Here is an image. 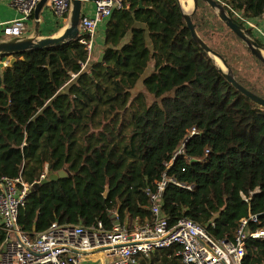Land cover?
<instances>
[{
    "label": "trees",
    "instance_id": "1",
    "mask_svg": "<svg viewBox=\"0 0 264 264\" xmlns=\"http://www.w3.org/2000/svg\"><path fill=\"white\" fill-rule=\"evenodd\" d=\"M225 4L243 29L234 13L264 16V0ZM192 20L237 82L264 98V63L203 1ZM0 57L16 59L0 73V183L29 184L19 226L31 237L56 222L111 230L116 220L128 227L150 220L146 191L165 179L193 186L169 182L162 212L172 225L187 218L230 243L242 220L247 232L264 230V109L227 83L193 39L178 0H129L106 23L100 59L92 55L84 69L79 38ZM61 171L67 177L41 184ZM5 239L0 224V247ZM177 250L138 264H180ZM242 264H264V240H247Z\"/></svg>",
    "mask_w": 264,
    "mask_h": 264
},
{
    "label": "built area",
    "instance_id": "2",
    "mask_svg": "<svg viewBox=\"0 0 264 264\" xmlns=\"http://www.w3.org/2000/svg\"><path fill=\"white\" fill-rule=\"evenodd\" d=\"M40 2L11 0L19 18L3 27L1 35L4 39L27 35L28 23ZM47 5L60 20L68 21L71 0H48ZM94 8V14L83 16L80 22L79 43L88 52V61L82 65L83 69L93 55L98 27L115 11L128 9L129 0H95ZM234 16L264 43V29L258 22L244 19L237 13ZM9 64L10 60L0 57V66L5 68ZM169 182L193 190V186L168 179L159 183L154 191L147 190L150 220L140 222L137 219L131 227L122 226L116 220L111 230L106 229L102 222L91 227L56 222L47 231L31 237L19 226V213L26 204L30 186L22 178H3L0 183V221L6 239L0 247V264H88L98 261H105L104 264H138L140 256L148 258L157 250L172 247L178 248L176 254L180 264H242L247 240H264V230L251 233L245 230L247 220H242L235 243L217 240L204 227L187 218L172 225L162 212ZM251 220L257 221L254 217ZM99 254L102 257H96Z\"/></svg>",
    "mask_w": 264,
    "mask_h": 264
},
{
    "label": "water",
    "instance_id": "3",
    "mask_svg": "<svg viewBox=\"0 0 264 264\" xmlns=\"http://www.w3.org/2000/svg\"><path fill=\"white\" fill-rule=\"evenodd\" d=\"M84 1L85 0H71V10L68 18L67 27L62 29L58 34L54 36L44 37L41 35L40 32V15L42 10L47 5L48 0H41V2L38 4L34 11V32L30 35H25L20 38L0 39V56L4 55L13 57L14 55L34 50L56 49L77 40L80 35V22L83 18ZM185 1L186 3H188L189 0ZM200 1H203L207 6H209L214 11L218 19L224 24V26L240 39L241 43L250 51L251 55L256 57L262 63H264V50L260 47L258 42L247 33L245 29H243L241 26H239L236 22L233 21V19L226 10V6L219 0H193L194 8L189 14L183 12L182 4L180 0H178L183 17L186 21V25L189 28L193 39L213 59L215 65L223 74L227 83L231 84L243 96L248 98L254 105L264 109V98L255 95L254 93L250 92L242 85H240L237 82L235 76L233 75L231 68L227 65L226 60L221 55L213 51L197 33L192 17L197 11ZM215 57H217L222 62L225 71L222 70L216 63ZM15 60V58L10 59V66L14 64ZM65 177H67V173L65 171H61L58 174H54L53 172H51L49 178H44L41 184L57 181ZM108 192L109 191L107 190L104 195L105 199L108 196Z\"/></svg>",
    "mask_w": 264,
    "mask_h": 264
},
{
    "label": "crops",
    "instance_id": "4",
    "mask_svg": "<svg viewBox=\"0 0 264 264\" xmlns=\"http://www.w3.org/2000/svg\"><path fill=\"white\" fill-rule=\"evenodd\" d=\"M94 2L95 0H85L84 1L83 16H92L94 14V10H95ZM18 18H19V14L16 11V9L11 6V0H0V39H4V37L1 35V30L3 29V27L14 22ZM107 21L108 20H105L102 24H100L96 32L95 41H94L95 47H94V52H93L95 60H99L102 54L105 27H106ZM256 22H258V24L264 29V16L258 19ZM59 23H61L60 19L57 16H55L51 8L48 5L45 6V8L42 10L41 15H40L41 35L44 37L54 36L58 34L62 29L67 27L66 23L63 22V26L62 25L59 26L60 25ZM30 25L31 23H29V26ZM27 35H30V34L27 33ZM90 62H91V59H90ZM3 68L4 67L0 66V73L3 71ZM150 72H152V66L150 67L149 73ZM1 223L2 222L0 221V224ZM96 257H99V256H96ZM104 263L101 262V264H104ZM88 264H90V262Z\"/></svg>",
    "mask_w": 264,
    "mask_h": 264
},
{
    "label": "rangeland",
    "instance_id": "5",
    "mask_svg": "<svg viewBox=\"0 0 264 264\" xmlns=\"http://www.w3.org/2000/svg\"><path fill=\"white\" fill-rule=\"evenodd\" d=\"M221 3H223L224 5H225V0H219ZM180 2H181V4H182V7H183V5H185V3H186V1L185 0H180ZM183 2V3H182ZM187 5V4H186ZM70 14V13H69ZM215 14V13H214ZM56 16V15H55ZM216 16V15H215ZM68 18H69V16H68ZM216 18L218 19V17L216 16ZM61 21V23H59L60 25L59 26H63V20H60ZM218 21L220 22V23H222L219 19H218ZM64 23H66V26L68 25V21H66V22H64ZM223 24V23H222ZM34 26H35V21H34V24L33 25H30L29 26V24H28V26H27V33L28 34H32L33 32H34ZM223 26H224V24H223ZM29 27V28H28ZM225 27V26H224ZM226 28V27H225ZM148 73V72H147ZM147 75V74H146ZM259 76V73H256V75L254 76V78L253 79H256V77H258ZM139 86L140 87H138L137 88V90L136 91H139V90H141L142 88H141V85L139 84ZM46 170H47V168H46ZM90 264H101V262L100 261H98V262H90ZM108 264V263H107Z\"/></svg>",
    "mask_w": 264,
    "mask_h": 264
},
{
    "label": "bare ground",
    "instance_id": "6",
    "mask_svg": "<svg viewBox=\"0 0 264 264\" xmlns=\"http://www.w3.org/2000/svg\"><path fill=\"white\" fill-rule=\"evenodd\" d=\"M182 3H183V2H182ZM186 4H187V5H186ZM193 8H194V2H193V0H189L188 3H185V5H183V10H184L183 12L186 13V14H189V13H191V11L193 10ZM215 61H216V63L219 65V67H220L222 70L225 71V68H224L222 62H221L217 57H215ZM98 256L102 257L101 254H99Z\"/></svg>",
    "mask_w": 264,
    "mask_h": 264
}]
</instances>
